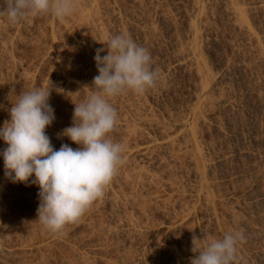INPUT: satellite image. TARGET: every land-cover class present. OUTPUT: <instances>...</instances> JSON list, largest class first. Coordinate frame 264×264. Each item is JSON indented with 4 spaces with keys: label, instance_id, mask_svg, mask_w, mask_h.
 Listing matches in <instances>:
<instances>
[{
    "label": "rangeland",
    "instance_id": "obj_1",
    "mask_svg": "<svg viewBox=\"0 0 264 264\" xmlns=\"http://www.w3.org/2000/svg\"><path fill=\"white\" fill-rule=\"evenodd\" d=\"M119 34L159 74L144 94L109 99L125 162L53 234L37 220L34 177L12 183L0 154V264H190L194 235L234 230L240 264H264V0H75L63 20L0 16V128L22 92L47 87L54 150L79 147L57 134L95 91L96 50Z\"/></svg>",
    "mask_w": 264,
    "mask_h": 264
},
{
    "label": "clouds",
    "instance_id": "obj_2",
    "mask_svg": "<svg viewBox=\"0 0 264 264\" xmlns=\"http://www.w3.org/2000/svg\"><path fill=\"white\" fill-rule=\"evenodd\" d=\"M74 8L75 0H3L0 16L12 24L44 14L63 20ZM104 51L107 54L101 56ZM94 60L99 73L92 81L95 91L75 104L72 125L57 134L79 147L62 144L54 150L46 134L55 119L49 104L52 89L47 87L22 92L15 102L10 101V119L0 128V139L7 145L0 153L5 177L25 184L34 177L30 182L39 187L40 200L37 220L53 234H62L102 199L125 162L124 146L109 135L119 123L109 99L128 91L144 94L158 80L149 50L125 34L110 37L96 50ZM245 239L242 230L225 233L222 239L194 235L190 264H240L239 245Z\"/></svg>",
    "mask_w": 264,
    "mask_h": 264
},
{
    "label": "bare ground",
    "instance_id": "obj_3",
    "mask_svg": "<svg viewBox=\"0 0 264 264\" xmlns=\"http://www.w3.org/2000/svg\"><path fill=\"white\" fill-rule=\"evenodd\" d=\"M236 8V7H235ZM238 9V8H237ZM240 11V10H239ZM238 10H236L237 16L241 15V13ZM235 13V12H234ZM239 14V15H238ZM242 16V15H241ZM239 16V17H241ZM243 19V17L241 18V20Z\"/></svg>",
    "mask_w": 264,
    "mask_h": 264
}]
</instances>
